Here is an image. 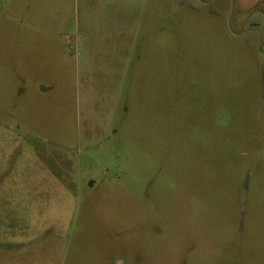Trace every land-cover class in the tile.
Masks as SVG:
<instances>
[{
    "label": "rangeland",
    "instance_id": "obj_1",
    "mask_svg": "<svg viewBox=\"0 0 264 264\" xmlns=\"http://www.w3.org/2000/svg\"><path fill=\"white\" fill-rule=\"evenodd\" d=\"M0 15V264H264V0Z\"/></svg>",
    "mask_w": 264,
    "mask_h": 264
},
{
    "label": "crops",
    "instance_id": "obj_2",
    "mask_svg": "<svg viewBox=\"0 0 264 264\" xmlns=\"http://www.w3.org/2000/svg\"><path fill=\"white\" fill-rule=\"evenodd\" d=\"M257 1V0H256ZM260 1V0H259ZM2 16L0 15V21H3V20H7V21H11L12 22V28L10 29V31H9V28H7V27H5V29L8 31V33L10 34V36H11V49L10 48H8V50H9V52H10V55H11V58H10V56H9V60H11V66H12V71L13 72H15L14 71V69L16 70V71H19V64H20V57L22 56L20 53H19V45H18V43H17V40H19V39H21V38H25V39H23V41H24V43H27V46L28 47H30V48H32L33 47V40H34V38H33V35H30V33H24L23 35H21V32L19 31V21H18V19H16V18H9V19H7V18H5V19H3V18H1ZM15 23V24H14ZM14 26H15V29H14ZM30 27V26H29ZM31 28H33V29H35V26H31ZM2 31V30H1ZM1 31H0V34H2L1 33ZM7 33V34H8ZM30 39H32V41H30ZM28 43H30V46H29V44ZM1 51V50H0ZM28 52L29 50L27 49V50H24V53L25 52ZM26 52V53H27ZM30 52V51H29ZM25 53V54H26ZM23 56H24V54H23ZM10 62V61H9ZM4 70L3 69H1L0 70V73L2 72V73H4L3 72ZM16 247H18V248H21L20 246H16Z\"/></svg>",
    "mask_w": 264,
    "mask_h": 264
}]
</instances>
